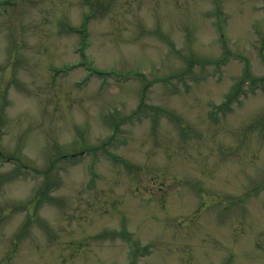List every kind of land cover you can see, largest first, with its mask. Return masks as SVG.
<instances>
[{
  "label": "rangeland",
  "instance_id": "obj_1",
  "mask_svg": "<svg viewBox=\"0 0 264 264\" xmlns=\"http://www.w3.org/2000/svg\"><path fill=\"white\" fill-rule=\"evenodd\" d=\"M0 264H264V0H0Z\"/></svg>",
  "mask_w": 264,
  "mask_h": 264
},
{
  "label": "trees",
  "instance_id": "obj_2",
  "mask_svg": "<svg viewBox=\"0 0 264 264\" xmlns=\"http://www.w3.org/2000/svg\"><path fill=\"white\" fill-rule=\"evenodd\" d=\"M67 155V154H66Z\"/></svg>",
  "mask_w": 264,
  "mask_h": 264
}]
</instances>
